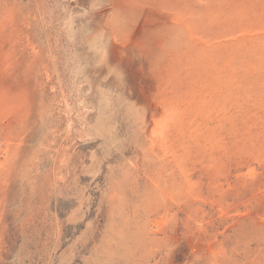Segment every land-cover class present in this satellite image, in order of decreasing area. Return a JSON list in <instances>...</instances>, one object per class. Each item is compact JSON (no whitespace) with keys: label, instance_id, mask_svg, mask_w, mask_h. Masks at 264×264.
<instances>
[{"label":"rangeland","instance_id":"374dc122","mask_svg":"<svg viewBox=\"0 0 264 264\" xmlns=\"http://www.w3.org/2000/svg\"><path fill=\"white\" fill-rule=\"evenodd\" d=\"M0 264H264V0H0Z\"/></svg>","mask_w":264,"mask_h":264}]
</instances>
